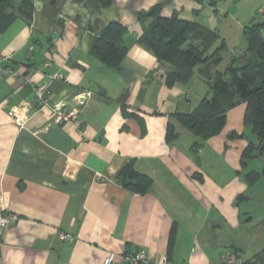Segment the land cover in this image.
<instances>
[{"label":"crops","instance_id":"1","mask_svg":"<svg viewBox=\"0 0 264 264\" xmlns=\"http://www.w3.org/2000/svg\"><path fill=\"white\" fill-rule=\"evenodd\" d=\"M34 1L31 21L18 18L0 32V208L18 214L11 228L0 229V264H104L109 251L140 248L153 260L167 255L177 264H242L261 251L264 237L252 232L264 204L253 210L262 197L252 189L262 177L250 185L244 171H261L264 154L243 170V151L254 138L246 103L228 111L219 134L202 139L178 114L207 95L204 77L197 70L187 83L166 85L165 64L140 41L152 18L141 20L139 11L162 4L165 16L200 21L206 15L216 29L215 0H114L96 14L82 2L61 0L56 17L46 14L43 0ZM111 20L127 27L121 68L132 82L92 53L99 28ZM56 74L64 77L53 79ZM38 82H51L52 102L77 106L81 124L57 123L50 109H38ZM87 91L92 96L82 95ZM24 102L32 111L20 125L11 109ZM170 127L175 139L168 138ZM196 141L202 145L194 147ZM129 159L153 177L148 193L117 180ZM62 232L73 239L61 240ZM245 240L252 248L261 243L246 251ZM230 251L237 252L235 261L223 259Z\"/></svg>","mask_w":264,"mask_h":264},{"label":"trees","instance_id":"2","mask_svg":"<svg viewBox=\"0 0 264 264\" xmlns=\"http://www.w3.org/2000/svg\"><path fill=\"white\" fill-rule=\"evenodd\" d=\"M45 11L56 17L61 0H43ZM82 2L93 14L112 5L114 0H75ZM216 3V1H214ZM162 4L152 6L148 11H139L141 20L152 18L140 36V41L165 64L163 80L172 87L176 83H187L197 73L200 66L219 57L225 48V42L213 49L220 38L217 29L197 21L180 17L177 12L170 16L162 14ZM36 5L34 0H0V32L5 31L18 19L31 21ZM127 27L118 20H111L99 28V34L92 44V53L109 67L120 71L121 63L128 53L123 41ZM248 41L246 58L240 65L232 59L225 69L216 70L210 80L204 81L209 90L198 105L184 113H179L180 122L202 139L219 134L227 121V113L236 105L245 102V123L251 127L254 138L249 140L241 157L243 170L252 160L263 158L264 154V21L253 20L244 28ZM213 49V50H212ZM243 57V55H242ZM219 60V61H220ZM178 134L170 127L168 138L175 139ZM235 134H230L234 137ZM202 145L196 141L194 147ZM264 176V164L261 171L256 168L244 171L248 184L257 183ZM117 180L126 189L146 194L153 185V177L140 172L136 161L129 159L123 163L116 174ZM241 197V196H240ZM172 230L170 247L175 237ZM242 264H264V248Z\"/></svg>","mask_w":264,"mask_h":264},{"label":"rangeland","instance_id":"3","mask_svg":"<svg viewBox=\"0 0 264 264\" xmlns=\"http://www.w3.org/2000/svg\"><path fill=\"white\" fill-rule=\"evenodd\" d=\"M216 1V8L218 12L217 16V24L216 29L220 33V38L214 44V48L220 46L221 42H225V48L221 53V60L217 62L214 66V71L216 70H223L226 68L228 63L236 58L238 60V65L241 64L242 60V52L248 49V41L244 34V28L253 20L263 22L264 21V0H215ZM206 16V15H205ZM205 16H200L199 20L203 23H207ZM215 29V28H213ZM212 49V50H213ZM213 72V71H212ZM208 85V84H207ZM198 98L197 95H194V99ZM201 99V98H200ZM248 130H251V127L248 125ZM258 162V161H256ZM259 167H262L259 163H257ZM250 170V168L248 169ZM255 191H260L258 194L262 197L255 199L253 201L254 208L253 210H258L264 204V176L258 182V184L252 189ZM243 208H249V206H243ZM264 209V205H263ZM264 210H260L256 213L254 221L257 223L253 227V234L255 233L258 235L259 239L261 240L264 237V226L259 223L261 218L259 215ZM236 236L242 237V231H237ZM251 240H245L243 242V246L245 247L246 251H250V249H258L259 242L254 243L253 248L250 242ZM235 253L234 251H230ZM237 255V252L235 253ZM224 259V258H223Z\"/></svg>","mask_w":264,"mask_h":264},{"label":"built area","instance_id":"4","mask_svg":"<svg viewBox=\"0 0 264 264\" xmlns=\"http://www.w3.org/2000/svg\"><path fill=\"white\" fill-rule=\"evenodd\" d=\"M34 46L29 48V53L32 52ZM63 78V74H56L52 78ZM51 82H38L33 85V94L34 99L37 103L38 109L48 108L51 110L54 121L57 123L64 122H74L77 125L81 124V120L79 118L80 109L77 106H70L66 99L60 100L58 102H52L51 100V90H50ZM82 95L92 96L91 91H87ZM80 96H77L75 99L81 102L79 99ZM32 111V106L30 102H24L19 105H15L12 107L11 112L14 116L16 122L20 125L24 124L29 114ZM18 220V214L11 212L5 208H0V229L7 230L11 228L16 221ZM61 240H72V234L67 232L60 233ZM224 260L226 261H235L237 255L233 252H228L224 255ZM104 264H177L173 262L167 255H162L158 258V260H153L148 256L147 251L144 248H140L139 250L126 251L123 253H117L115 251H109L106 257L104 258Z\"/></svg>","mask_w":264,"mask_h":264},{"label":"water","instance_id":"5","mask_svg":"<svg viewBox=\"0 0 264 264\" xmlns=\"http://www.w3.org/2000/svg\"><path fill=\"white\" fill-rule=\"evenodd\" d=\"M220 60L219 57H215L209 60L205 65L198 68L199 74H201L205 79L210 80L212 78V68L213 66ZM120 73L125 77L128 82H132L134 77L126 70L121 69ZM130 95V89H127L125 93L120 97L121 101H126L128 96Z\"/></svg>","mask_w":264,"mask_h":264}]
</instances>
